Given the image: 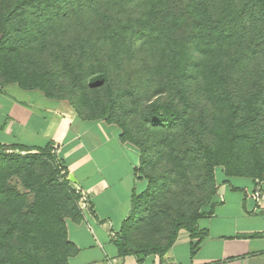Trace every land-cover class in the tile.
I'll return each mask as SVG.
<instances>
[{
	"label": "trees",
	"instance_id": "trees-1",
	"mask_svg": "<svg viewBox=\"0 0 264 264\" xmlns=\"http://www.w3.org/2000/svg\"><path fill=\"white\" fill-rule=\"evenodd\" d=\"M66 100L137 148L120 258L193 255L215 170L264 178V0H0V87ZM56 146L0 143V264H69L79 222Z\"/></svg>",
	"mask_w": 264,
	"mask_h": 264
},
{
	"label": "crops",
	"instance_id": "crops-1",
	"mask_svg": "<svg viewBox=\"0 0 264 264\" xmlns=\"http://www.w3.org/2000/svg\"><path fill=\"white\" fill-rule=\"evenodd\" d=\"M119 134L117 125L81 119L64 101L38 90L0 87V143H54L70 185L81 195L82 220L65 221L67 237L77 248L69 264H264V178L226 177L221 167L217 204L197 221L207 235L193 255L185 232L184 243L178 245L179 233L162 262L157 256L142 262L118 257L114 235L130 211L132 191L144 186L134 174L137 148Z\"/></svg>",
	"mask_w": 264,
	"mask_h": 264
},
{
	"label": "rangeland",
	"instance_id": "rangeland-1",
	"mask_svg": "<svg viewBox=\"0 0 264 264\" xmlns=\"http://www.w3.org/2000/svg\"><path fill=\"white\" fill-rule=\"evenodd\" d=\"M16 85V84H15ZM39 91V90H38ZM57 100H61V101H64L68 106H70L72 108V106L66 101V100H63V99H57ZM73 109V108H72ZM74 110V109H73ZM75 112V111H74ZM216 172V182L218 184V187L220 186V168H216L215 170ZM143 182V181H142ZM144 183V182H143ZM72 187V186H71ZM73 188V187H72ZM142 189V188H141ZM184 240H185V231H181L180 232V235H179V242H178V245H181L182 243H184Z\"/></svg>",
	"mask_w": 264,
	"mask_h": 264
}]
</instances>
